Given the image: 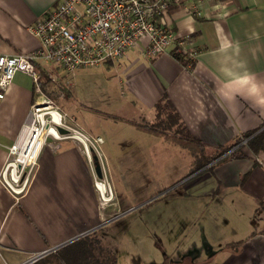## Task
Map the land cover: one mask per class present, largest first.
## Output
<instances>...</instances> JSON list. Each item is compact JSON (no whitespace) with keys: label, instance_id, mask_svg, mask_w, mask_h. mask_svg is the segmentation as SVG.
<instances>
[{"label":"crops","instance_id":"0c3cea01","mask_svg":"<svg viewBox=\"0 0 264 264\" xmlns=\"http://www.w3.org/2000/svg\"><path fill=\"white\" fill-rule=\"evenodd\" d=\"M59 1L0 0V54L33 51L37 40L29 28ZM160 22L178 37L189 38L183 49L187 55L193 53L191 60L174 54L171 47L150 60L132 49L121 60L95 68L105 67L117 76L122 95H128L149 124L157 117L156 105L170 106L173 125L184 131L189 145L192 139L198 162L237 138L243 140L223 154L240 146L242 156L218 163L221 155L182 182V200L202 203L215 197L220 202L229 196L235 202L231 214L240 219L228 235L214 233L212 241L203 236L201 243L190 241L188 255L192 262L201 251L207 256L193 264H264V148L254 153L244 146L252 135H264V0H171ZM45 70L51 72L49 67ZM41 78L39 71L40 87ZM31 80L24 72L14 73L0 99V168L34 100ZM123 112L126 117L115 116L122 120L117 134L111 128L102 132L110 146L129 145L132 134L139 140L147 135L146 127L135 121V109L124 107ZM163 138L159 137L162 145L172 146L169 137ZM107 147L101 152L111 159ZM37 163L28 189L18 199L0 185V264H24L42 253H56L63 264H100L109 257L113 264H152L149 245L143 250L139 246L143 254L125 248V242L140 244L147 238L137 235L146 226L138 218L123 219L131 210L121 208L117 189L113 202L98 203L94 173L77 141L50 142ZM108 174L112 185L116 180ZM224 225L226 218L219 230Z\"/></svg>","mask_w":264,"mask_h":264},{"label":"rangeland","instance_id":"374dc122","mask_svg":"<svg viewBox=\"0 0 264 264\" xmlns=\"http://www.w3.org/2000/svg\"><path fill=\"white\" fill-rule=\"evenodd\" d=\"M52 66L44 65V68H50L51 77L41 78L43 94L50 98L60 111L66 113L73 125L84 134L102 137L100 153L102 155L101 150L108 146L111 159L103 155L102 161L98 160L99 172L101 174L102 169L103 175L108 172V175L115 178V183L111 185L109 182L112 193L117 189L118 195L115 197L120 200L121 208L129 207L131 210L127 215L124 214L123 219L129 221L138 218L146 226L137 231V235L141 232L140 237L147 236L140 239L143 242L139 244L124 241L127 251L143 254V246L149 245L155 257L152 264H193L206 259L207 256L201 251L198 259L192 262L187 249L189 242L201 243L202 236L205 240L212 241L216 239L214 236L211 239L214 233H218L220 237L224 233L228 235L232 227L240 223V219H235L237 215L231 214V207L235 202L229 196H225L220 202L215 197H210L211 199L202 203L182 200V182L186 179L185 176L192 175L195 167L199 165L198 151L191 142L188 144L184 131L169 124L170 122L163 124L154 120V123L149 124L148 120L138 113V107H133L128 95H122L123 90L120 89L117 76L108 72L105 67H88L69 75ZM124 107L133 111L135 109L134 114H139L135 121L146 127L147 135L139 140L132 134L129 136V145L110 146L104 136L105 130L111 128L114 129V134L118 133L122 120L115 116L126 117ZM160 119L163 120V116ZM89 128L91 131H84ZM94 131L99 132L100 136ZM160 136L161 139L169 137L172 146L162 145L159 142ZM138 141L141 142L137 143ZM210 154L209 151L205 153L206 156ZM225 218L227 225L219 230ZM247 218L243 219L245 225L249 222ZM132 233L134 232L129 234ZM85 246L88 249L93 248L87 243ZM108 259L110 262L113 260L112 257ZM140 264L145 262L141 261Z\"/></svg>","mask_w":264,"mask_h":264},{"label":"built area","instance_id":"2783aa9c","mask_svg":"<svg viewBox=\"0 0 264 264\" xmlns=\"http://www.w3.org/2000/svg\"><path fill=\"white\" fill-rule=\"evenodd\" d=\"M171 0H60L37 20L29 31L37 47L21 54H0V99L3 98L14 73L29 75L35 97L22 128L7 149L0 168V185L14 199L28 189L38 156L50 142L74 140L80 144L85 162L92 168L91 154L102 161L100 137L87 136L75 127L63 111L45 96L38 84L39 71L47 73L44 65L72 75L76 70L114 63L129 50L138 49L150 60L163 55L170 47L174 54L187 55L183 44L188 37H178L160 22ZM57 128L64 130L59 134ZM94 168H92L93 171ZM94 173V171H93ZM92 185L96 200L105 205L113 200L111 186L102 169L95 174Z\"/></svg>","mask_w":264,"mask_h":264},{"label":"trees","instance_id":"16d2710c","mask_svg":"<svg viewBox=\"0 0 264 264\" xmlns=\"http://www.w3.org/2000/svg\"><path fill=\"white\" fill-rule=\"evenodd\" d=\"M40 75L42 76V78H46L47 77V74L45 72H42V70H40ZM40 85H41V89H42L43 88L42 82L40 83ZM155 110H156V113H157L156 114L157 117H156L155 120L159 121V123H160V121L163 124H165L167 122H170L169 124L175 123L176 120L174 118V115L173 114L170 115V110H171L170 106L169 107L168 106L164 107V106H161V104H158V105L155 106ZM162 116L164 118L163 120L160 119V117H162ZM252 133L253 132L247 133L243 139L245 140ZM263 137H264L263 132L260 131L258 134L254 135V136L252 135V137L248 138L246 140L244 146L246 148H248V149H251L252 152L255 153V152L259 151L260 149L264 148ZM191 140L192 139H190V142H192ZM241 141H243L241 138H237L233 142V144H231L230 146L221 147L220 151H218L216 153H213L212 155L208 156V158H205L204 161H200L198 163L199 165H197L195 167V170H197V169H199L201 167L203 168L204 166H207L209 162H211L214 159H217V158L221 157V155H223L225 152H227V151L229 152L230 149L233 148V146H235L236 144H238ZM240 148H241L240 146H237L234 149V151L223 155L221 157V159L218 160V163L223 161V160H227V159L228 160H233L236 157L242 156L241 155V150L242 149H240ZM237 243H234V244L230 243L228 246L232 247L233 245L234 246L237 245ZM98 250H101V246L98 247ZM108 260L109 259H107V260L103 259L100 264H113L112 261L110 262V260L109 261ZM62 262L63 261H61V259L59 258V256L56 253L55 254L52 253V254H49V255L47 254V255L43 256L41 259H39L36 262L34 261L32 264H63Z\"/></svg>","mask_w":264,"mask_h":264},{"label":"water","instance_id":"95a60500","mask_svg":"<svg viewBox=\"0 0 264 264\" xmlns=\"http://www.w3.org/2000/svg\"><path fill=\"white\" fill-rule=\"evenodd\" d=\"M56 129H57V131H58L59 134H63L65 132L64 130H61L60 128H57L56 127ZM91 155H92L91 156V164H92V168H94L93 171H94L95 175L98 178H100V172H99V169L100 168H99V164L97 162V159L95 158V155H93V154H91ZM43 254H45V253H42L40 256H37L36 258L34 257L33 259H35V260L36 259H39L40 257H42ZM33 259H29V261H31ZM29 261L27 263H24V264H29Z\"/></svg>","mask_w":264,"mask_h":264}]
</instances>
